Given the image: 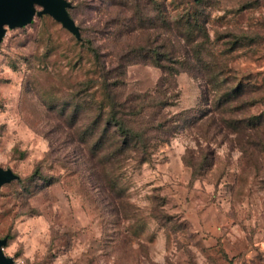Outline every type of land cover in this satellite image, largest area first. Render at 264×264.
I'll return each instance as SVG.
<instances>
[{"label":"rangeland","instance_id":"rangeland-1","mask_svg":"<svg viewBox=\"0 0 264 264\" xmlns=\"http://www.w3.org/2000/svg\"><path fill=\"white\" fill-rule=\"evenodd\" d=\"M67 1L80 39L42 15L0 43L4 255L264 264V0Z\"/></svg>","mask_w":264,"mask_h":264},{"label":"water","instance_id":"water-1","mask_svg":"<svg viewBox=\"0 0 264 264\" xmlns=\"http://www.w3.org/2000/svg\"><path fill=\"white\" fill-rule=\"evenodd\" d=\"M70 7L67 0H0V43L7 29L25 27L32 22L34 16L42 15L50 16L79 39V29L68 13ZM15 179L17 176L11 170L0 168V188ZM5 245L6 239H0V264H12L13 260L3 253Z\"/></svg>","mask_w":264,"mask_h":264},{"label":"trees","instance_id":"trees-1","mask_svg":"<svg viewBox=\"0 0 264 264\" xmlns=\"http://www.w3.org/2000/svg\"><path fill=\"white\" fill-rule=\"evenodd\" d=\"M71 9V8H70ZM69 9V10H70ZM69 10H68V12H69ZM70 18L74 21V19L70 16ZM75 22V21H74ZM77 26V25H76ZM78 27V26H77ZM78 29H79V27H78ZM79 32H80V30H79ZM80 38H81V36H80ZM79 38V39H80ZM152 54H156V52L154 53H152ZM160 64V63H159ZM158 64V66H160V69L161 68H163V71L165 72V70L167 71V69H165V67H163L161 64L159 65ZM168 71H172V70H169L168 69ZM207 71H212L211 69H207ZM208 72V73H209ZM238 91V89L236 90L235 89V93ZM112 120H115L116 118H115V116H112V118H111ZM122 133V135L121 136H119L120 134ZM108 134V130H104V135H107ZM104 135H101L100 136V138H102V137H104ZM114 135L116 136L117 135V137H118V141H119V143H120V145L122 146L121 148V150L120 149H118V145L117 144H115V143H112L113 141H111V143H108L109 145L107 146V148H106V150L104 151V149L101 151L102 153H104V155H107V160L108 161H111V160H113V158H116V156H119V155H122V150L124 149V146L127 144V142H128V133L127 132H125V129H123V127H122V125H121V123H119L118 124V131H117V133L115 134L114 133ZM117 141V142H118ZM121 141V142H120ZM107 144V143H106ZM110 144H111V146H110Z\"/></svg>","mask_w":264,"mask_h":264}]
</instances>
